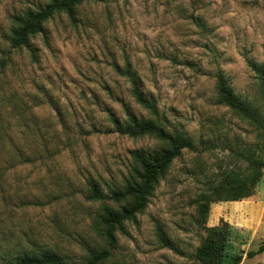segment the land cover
<instances>
[{"label": "rangeland", "instance_id": "1", "mask_svg": "<svg viewBox=\"0 0 264 264\" xmlns=\"http://www.w3.org/2000/svg\"><path fill=\"white\" fill-rule=\"evenodd\" d=\"M49 1L0 0L1 143L58 151L0 176V262L8 244L44 246L73 263L101 245V208L118 206L92 201L88 180L107 194L124 184L134 151L165 147L116 131L125 103L138 117L182 131L195 150L183 151L127 225L129 235H118L109 264H200L194 254L206 232L192 201L226 173L244 171L246 158H264V88L255 70L264 68V0L85 1L75 22L58 15L29 48H12L15 19ZM127 68L156 102V116L135 102ZM219 74L257 122L218 103ZM223 223L235 230L231 254L264 264V252L247 257L264 244V171L253 197L211 204L205 226ZM158 229L173 248L162 246Z\"/></svg>", "mask_w": 264, "mask_h": 264}, {"label": "trees", "instance_id": "2", "mask_svg": "<svg viewBox=\"0 0 264 264\" xmlns=\"http://www.w3.org/2000/svg\"><path fill=\"white\" fill-rule=\"evenodd\" d=\"M85 1L98 2L100 0H50L44 7L37 10H29L15 19L16 26L12 29L11 46L16 50L29 48L30 40L44 31L45 24L58 15H66L71 21H76L77 9ZM264 88V68L255 67ZM128 78L130 92L135 102L152 116L157 115V105L154 100L145 96L137 77L127 68L123 74ZM216 93L218 103L228 107L239 117L257 122L250 107L236 96L229 81L219 74L216 79ZM125 113V121H114V127L121 136L139 139L150 136L165 144V147L155 149L152 152L137 150L132 153L133 163L129 169L124 184L109 187L104 194L98 181L88 180L89 198L92 201H110L118 208L104 204L101 215L95 223L97 237L101 245L95 250L89 251L79 263H73L61 254L44 246L8 244V249L0 264H109L115 257L118 248V235H129L128 224L137 222L138 216L148 208L153 193L171 170L176 159L183 151L195 150V147L185 134L175 129L168 131L155 119L136 116L125 103L122 104ZM27 116L21 112L19 121L25 123ZM37 133V132H36ZM4 131L0 127V176L4 174L6 167L14 165L33 164L38 161L50 159L57 154V150H51L47 144L40 146L19 147L11 145L4 147L1 140ZM247 168L244 171L232 170L225 174L218 185L210 186L208 192L196 197L192 203L196 205L198 222L206 232V237L196 249L194 258L200 264H241L243 256L231 254L232 239L235 230L223 223L218 227H206L212 203L230 201L238 202L249 199L255 195V190L263 178L264 158L262 156L246 158ZM158 239L163 247L173 248L163 230L158 229ZM264 252V244L256 252L247 253L252 258Z\"/></svg>", "mask_w": 264, "mask_h": 264}]
</instances>
